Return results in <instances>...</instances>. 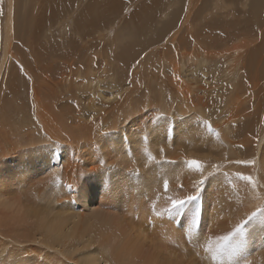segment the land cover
<instances>
[{
  "label": "bare ground",
  "instance_id": "6f19581e",
  "mask_svg": "<svg viewBox=\"0 0 264 264\" xmlns=\"http://www.w3.org/2000/svg\"><path fill=\"white\" fill-rule=\"evenodd\" d=\"M199 1L173 0V4L184 7L186 3L187 7H193L199 5ZM14 2L7 0L9 11L3 31L0 73L3 74L6 64L10 68L7 57L17 56V59L24 61L25 70L22 73L28 74L31 81L30 85L20 81L17 83V72L14 73L13 70H7L4 77L1 75L2 81L0 76L2 87L9 83L4 89L0 87V129H13L15 135L13 141H9L0 134V264H183L180 258L183 250L179 252L180 256L176 252H168L163 247L162 239L166 238V244H172L171 248L175 249L178 243L177 229L185 228L189 237L192 228L188 226L186 217L181 219L182 216H178L175 211L164 217L165 210L154 209L149 213L143 206L148 201L145 198L147 193L149 202L153 201L157 208L162 200L164 203H171L176 199L173 182L176 184L185 172L190 176L187 175L189 178L184 181L188 187L180 191L184 197L194 194L189 189L193 187L196 190L204 170H210L211 176L207 180L209 187L215 186L220 178L228 177L223 181L219 180L221 190L216 191L219 192V196H216L219 200L215 202L219 214L231 216L224 219H227V223H224L223 218L216 223L221 226H216L218 234L222 226H229L228 221H232L231 229L246 219L243 218L252 208L246 205L260 201L258 203L263 207L258 205V209L264 208V109L262 104H254L264 96V0H213L211 25L207 26L208 29L198 28H202L200 34L198 29L190 30L192 34L182 32L187 26L193 25V19H190L192 15L189 16L187 12L183 15L184 8L181 7L171 12V20H167L161 30L154 27L153 21H144L139 27L140 31L147 28L149 34H154L160 30L158 42H166L165 58L161 60V64L166 77L169 73L172 74L169 79L176 86L180 97L175 100L174 96H167L163 87L159 86L156 90L151 89L146 98L142 94V102L129 99L130 90L122 87L114 88V99L106 97L95 82H88L89 86L85 89L76 82L81 74L76 70L73 72L70 68L72 65H67L69 71L62 67L67 62L58 65L56 58H50V61L48 58L42 59L51 51L45 44L48 42L46 26L52 11L40 7L35 12L32 10V15L43 12L41 19L34 22L25 12L19 17V10L15 7L19 1L16 0L15 5ZM156 4H161V1ZM191 12L189 9V14ZM155 15L148 8L142 18L148 16L147 20ZM108 16L110 14H104L105 18ZM227 17L233 19L232 22L235 20V23H227ZM97 19L103 20V16L98 18V12L92 20L99 23ZM188 21L192 24L188 25ZM15 31L20 53L13 57L11 47ZM104 41L100 36V53L106 58L110 52L109 48H105ZM151 45L153 44L148 46ZM141 47L131 44L119 54V59L123 62V66H119L123 68L117 82L126 83L129 80L132 70L130 64L145 51V47ZM24 50L29 51L30 55ZM149 97L151 98L145 103ZM243 97L247 100H242ZM9 98L12 100L7 103ZM6 108H10V112H6ZM162 132H165V136L168 132L178 137L183 136V139L187 137L185 140L188 142L178 141L179 145L173 149V155L168 151L167 157L174 168L165 166L164 163L153 167L149 165V174L156 182L152 186L149 180H137L140 178L136 174L145 172V151L149 150L148 153L153 155L149 137L157 140ZM99 147L103 153L108 150L112 156L100 158V153L97 152ZM92 148L94 149L88 158L81 154L72 155L78 149L85 152ZM132 151L141 159L140 165L137 163L139 172L135 170L136 173L128 165L132 161ZM61 156L63 164L59 166L58 158ZM189 160L201 164V171L189 167L186 169V162ZM52 163H57L55 165L56 168L60 167L59 172L50 179L48 176L46 180H39L41 177H38L37 183L29 185L25 197L19 193L20 188L15 200L6 198V193L1 192L12 182V186L20 187L21 183H30V180H35L39 174L43 175L50 169ZM208 165L211 167H207ZM239 171H244L245 177L253 179L251 185H256L259 191L253 190L254 186H248L251 187L249 193L240 196L226 191V197L230 199L226 200L221 195L222 190L225 186L237 189L234 181L238 179L235 180L233 176ZM7 179L11 181L8 182ZM165 181L168 183L167 191L164 189ZM226 181L229 183L224 186ZM123 192L129 198L125 200L123 197L122 202ZM119 202L124 203L127 208L122 209ZM77 205L84 208L77 210ZM194 205L184 208V212L190 215L197 208ZM141 209L145 210H142L145 216L140 214ZM134 210L140 214H137L140 225L137 222L133 225L132 219L136 218L132 216L135 214ZM203 216L206 221L208 216ZM214 218L213 221L217 219ZM152 219H162L158 225L161 234L154 238L159 244L156 245L158 248L155 241L147 237L146 226L141 225L142 220L155 221ZM261 220L263 219L257 220V225H253L257 221H248L253 223L246 224L248 230L245 226L244 242L240 236L230 244L242 243L245 255L253 252V247L257 248L263 242L264 220ZM223 228L218 237L223 236L224 229V232L228 230ZM178 232L180 235V231ZM208 234L210 237L211 234ZM193 235L194 240L196 236ZM197 239L199 242L198 237ZM205 240L201 238V241ZM217 240L211 241L218 244L220 241ZM245 241L248 245H243L246 244ZM204 242L199 243V246L201 244L208 248L206 245L209 240L206 245ZM212 243L209 242L210 245ZM181 246L183 245L178 247ZM207 248L206 252L203 248L202 250L210 260L213 255L209 252L207 254ZM198 251L197 253L201 249ZM262 251L259 253L260 259L264 257ZM220 252L218 255L225 260L221 258L223 261L220 260L217 264H232L231 262L247 257L238 254L231 261L233 249H223ZM215 256L214 258L219 257L217 254ZM246 259L248 258L244 260ZM253 259L252 262L249 261L250 264H264V261ZM199 260L197 262L201 261ZM244 260L239 263L248 264ZM210 261L204 263L211 264ZM186 262L195 264L192 261Z\"/></svg>",
  "mask_w": 264,
  "mask_h": 264
},
{
  "label": "rangeland",
  "instance_id": "374dc122",
  "mask_svg": "<svg viewBox=\"0 0 264 264\" xmlns=\"http://www.w3.org/2000/svg\"><path fill=\"white\" fill-rule=\"evenodd\" d=\"M14 1H15L14 2V5H15L16 0H14ZM18 1H19V4L16 5L15 7H17V9L19 10V17L23 12H25L29 17H32L34 19V22L41 19L43 12L39 11L36 13V15H34V14L32 15V10H33V12H35L36 8L40 7L41 9L43 8V10L45 9L46 11L47 10L52 11L51 17H50L49 22L46 26V33L48 34V42H46V44H45L46 47H48V48L50 47L51 51L50 52L48 51V54H46L42 59L48 58L49 59L48 61H50V58H53V59L56 58L57 61L59 60V62H60V63L59 62L57 63V61H55L56 64H58V65H60V64L62 65V64H64L63 62H67L66 66H62L66 70H69V69H67V65H69V66L72 65V67L70 66L71 70L73 72L76 70L78 73L81 74V76H80L81 78H78L76 80V82L78 84H81L85 89L88 88V86H89L87 84L88 82H95L98 84L99 89H101V92L104 93L106 97L114 99L115 98L114 88L122 87V88H126V89L130 90V95L128 96L129 99L138 100L139 102H142L144 100V99H142V94H144V96L146 98L147 96H149V92L151 89L154 88V90H156L159 86L163 87V90L167 96L172 95L175 97V100H178L180 97V94L176 90V86L173 83H171V81L169 79V77L172 74L169 73L168 76L166 77L164 75L163 66L161 64V60H163L165 58V50H166L165 44H166V42H161V43L158 42L159 38H160V32H158V31L161 30L160 28H162L163 25H166V23L171 20V12L174 11L175 8L181 7V8H184L182 10L183 15H185L186 12L188 13L189 16L192 15L190 19H193L192 21H193V25L195 27L193 25H190V24H192V22H189V21H191L189 19V21H188L189 23H187V24L190 26H187V24H186L187 29L185 27L186 30H182L183 33H187V32L189 33L190 32V34H192L190 30L195 31L200 27H202V28L205 27L207 29L209 28L207 26L211 25V12L213 11L212 7L214 6L213 0H200L198 2L199 5L196 4L193 7H187L186 3L184 4L185 5L184 7L178 6V4H173V0H101V2H100V0H98V1L97 0L96 1L95 0H17V2ZM35 1H36V4H35ZM158 1H161V4L157 5L156 3ZM37 2H38V4H37ZM237 7H239V6H237ZM148 8L151 9L152 14L154 12L156 15L151 17L150 19L146 20V18L148 16H146L144 18H142V16L145 14V12H147ZM189 9L192 10V12L190 14H189ZM8 11H9V9L7 7V0H0V26H1L0 27V32H1L0 33V61H1V58L3 57V39H4L3 31H5L4 27H5V21H7ZM96 12H98V18L100 16H103V20L97 19V20H99V23H94V21L92 20V18L95 17ZM104 14H110V16L105 18ZM181 19H183V17ZM229 19H230V17H227V19H226L227 23H229V22H230L229 24L235 23V20H234V22H232L233 19L232 20L231 19L229 20ZM148 20L153 21L154 27L156 29H160V30H158L154 34L153 33L149 34L147 28H145V30H143V31H140L141 29H139V27H141V25L143 24L144 21L148 22ZM17 22L20 25V19H18ZM194 23H196V24H194ZM115 24L117 25L116 27H115ZM111 25H112V27H110ZM197 26H199V27H197ZM9 27H11V25H9ZM188 27H190V28L188 29ZM202 28H201V30L198 29V31L200 30V32L198 34L201 33ZM13 33H14V35L16 34L14 41H12L13 47H11V49H13L14 51L11 49L10 50L12 51V56L14 57L15 55H18V53H20V52L18 49L19 43L17 41V32L15 31ZM100 36H102L105 39V41H104L105 42V44H104L105 48L110 49V50L108 49L110 54H107L106 58H104L102 53H100L102 50L100 45H99V42H98ZM15 43L18 46H16ZM131 44L133 46H139L140 48H142L141 46H143V48L145 47V51L143 53H141L130 64V66L132 67V70H131V75H130L129 80L126 83H120V82H117V79L122 72L123 67H121V66H123V62L119 59V57H120L119 54L128 45H131ZM149 44H153V45L148 46ZM43 47H44V45H43ZM47 50H49V49H47ZM24 52H26V50H24ZM26 53H28L30 55L29 51H27ZM98 54H99V56H98ZM16 57H14V58L7 57V60L8 59L10 60V62H9L10 68H8V64H6L3 67V74L0 73V76L3 75V77H4L5 74L7 73V70H13L14 73L17 72V76H18V79H16L17 83L20 81L21 83L25 82L26 84L28 83L27 85H30L31 77L28 76V74L22 73L25 70L24 61L22 59H17ZM191 59H192V57L189 58V61ZM26 60H28V58H26ZM31 64H33L32 61H31ZM119 64L121 66H119ZM3 77L1 76V81H2ZM1 84H2V82L0 83V87L2 89H4V87L9 83L5 84L3 87L1 86ZM3 91L6 92L5 90H3ZM70 93H72V92H70ZM150 98L151 97L147 98L145 100V103ZM10 99L11 98H9V100H7V103L10 102ZM244 99L247 100V98L243 97L242 100H244ZM260 99L258 100V102H254V104H256V103H258L259 105L262 104L263 106L262 105L261 106L264 109V96H263V98H260ZM158 101H159V99H158ZM117 111H118V109L116 110V113H117ZM6 112H10V108H6ZM9 126L11 128H13V126L11 124H9ZM220 132H221V130H220ZM0 134H2L9 141H13V139L15 137V135L13 134V129L12 130H6V131H3L2 129H0ZM169 135H171V136H169ZM170 138H171V140H170ZM185 138L187 139V137H185ZM185 138L183 139V136L178 137L177 135H173V134L168 133V132H166V136H165V132H162V134L159 135L157 140L153 139L154 141L151 140L149 137V141H150L149 147L152 151L154 150L153 155L149 154L150 152L148 153L149 150L145 151V172L142 171L141 175L136 174L140 178V179L137 178V180H141L142 178H144L145 180H149L150 181L149 184H151L153 186V183H156V182L154 180L155 178L150 176V174H149V165L151 167H153V166L159 165L161 163L163 165V163H164L165 166L174 168V165L172 164V162H169L170 159H168L167 153L169 151V154L172 153V155H173L174 154L173 149L177 148L180 141H181L180 143H182V142L187 143L188 142L187 140H185ZM167 139H168V141H167ZM172 140H174V141H172ZM156 142H159V143L157 144ZM162 142H163V144H162ZM163 146H165V147H163ZM69 147L72 148L70 145H69ZM93 149L94 148H92L90 151L85 150V152L80 151V149H78L76 151V153L73 152L72 155L80 156V154H81L85 158H88L90 156V154L92 153ZM101 150H102L101 147H99L97 149V152L100 153V158L112 156L109 154L108 150L106 153H103ZM164 150L166 153H164ZM133 151L130 155L132 161L129 162L128 165L132 166V172L136 173L135 170H138V172H139L138 166L141 163V159H140V157L136 156V154ZM67 156H69V155H67ZM163 157H164V159H163ZM149 158H151V159H149ZM58 159H59V163H60L58 165L61 166L63 164V156L59 157ZM137 163L139 165H137ZM55 164L57 165V163H52L50 169L46 170V172H47L46 175H45L46 172L44 171L45 172L43 174L44 176L39 174L36 177L37 179L35 178V180H30V183L28 181H26L27 184H25V185H23L21 183L20 185L22 187L17 186V185L12 186L11 185L13 183L12 182L10 185H8V187L6 189H4V190L2 189L1 192L6 193V195H5L6 198L11 199V200H15V198L17 196L16 193L19 191V188H20L19 193L23 197H25L27 194V189H28L29 185L37 183L38 179H39L38 177H41L39 180H41V179L46 180V178L48 179V176L50 179L54 174L59 172L60 167L56 168L57 166ZM207 167H211V166L208 165ZM186 169H189L188 166H186ZM209 171L204 170L202 172L203 176L200 178V180L204 178V183L202 184V187L200 186V192H199L200 195L198 196V199L194 202V204H195L194 206H196L197 208L192 210L193 212L189 211L190 215L194 213L191 216L188 213L184 212V210L177 212L175 209L172 208L171 203H169V202L164 203L163 200L160 202L161 204L157 208L156 206H154L153 201H152V203L149 202L150 198L147 196L148 193H147V195H145V198H146V200L148 199V201L145 203L147 206L144 204L143 207L145 208V210L148 209L149 213L151 211H153L154 209L159 210V211L165 210L164 217H167L169 214H171V213H173V211H175L178 216H180V215L182 216L181 219H184L186 217L185 218L186 222L187 223L191 222L190 224L188 223V226L190 225L189 227L192 228V230L189 232V235L192 237V234H194L193 236L194 237L196 236L194 240H193V237L191 238L189 236L190 237L189 238L187 236L188 232L186 233V231H184L185 228L182 229L183 227H181V229L178 227L179 229H177L178 243H177V246L175 249L171 248L172 244L169 246H168V244H166V238H163L164 240L162 239V241H164V242H162V243H164L163 247L166 248V250L168 252H171V253L176 252V254L179 255V252L181 253V251L183 250L182 253L180 254L181 255L180 258H181V261L183 262V264H187L186 261H189V262L192 261L195 264H206V262H209L210 260H211L210 261L211 264H215V262L217 264L218 261L221 260V258H224L222 256L220 258V255H218L219 253H217V256H219L217 258H214V256H210V254H209L208 255V256H210V260H209V257H207V255H204V253L206 252L205 249L207 247H205V246L203 247V245H201V244H203L201 242H204V241H201V238L203 237V239L205 240L206 236H207L206 239L209 240L210 243H212V241L213 242L216 241L217 238L219 239V240H217V242L220 241V237H218V236H219V234L220 235L222 234L220 232H221V229L223 228V226L219 230V234H218L217 233L218 228H219L218 226H220V225L219 224L216 225V223H218V221H220L222 218L224 220L225 218L228 219L231 216L228 214L227 215L226 214H222V215L219 214V211L216 207V202H215L216 200H219L218 198L216 199V196L217 197L219 196V192H216V191H219V189L221 190V187L219 185L221 182H219V180L223 181L224 179H227L228 177L227 178H224V177L220 178L219 177L220 179L216 181L215 186L209 187L208 186L209 183L207 181L208 179H210L209 177L211 176ZM238 173H236L237 175L235 174L233 176V178L235 180L238 179L237 181H234V185L237 187L236 190H234V188H232V186L231 187L225 186L226 184L229 183L227 181L224 182V184H223L225 187L223 188V190H222L223 192L221 193V195L226 200H230L228 197H226V194H225L226 191H230L233 194L235 192L236 196H240V194H245L246 192L249 193V188H251L253 186H254L253 190L255 189L257 192L259 191V188L256 185H251L253 183V179H251V182L243 179V177H245L244 171H239ZM187 175H189V174H187ZM187 175L185 172L182 175L183 179L181 178V179H179L178 182H176L177 185L174 184V182H173V185L175 186V196L177 198L179 196L178 199L186 198V197L181 195L180 191L182 189L188 187L184 183L186 178L187 177L189 178V176H190V175L189 176H187ZM10 181L11 180L9 179L8 182H10ZM179 182H181V183H179ZM5 185H7L6 182H5ZM248 186H251V187H248ZM217 188H218V190H217ZM193 189H194L193 187L190 188L189 192L195 193L196 190H193ZM202 191H204V192H202ZM211 192H213V195L215 197L213 195H211L212 194ZM215 192H216V195L214 194ZM121 196H122L121 197L122 202H123V200H122L123 197L125 198V200L127 198H129V196L126 195V192H123V194ZM207 196H209V197H207ZM212 196H213V198H212ZM209 198L211 200L212 199L213 200L210 201ZM199 199H200V201H198ZM203 199L206 200L207 202L204 201ZM122 202H119V205L121 204L120 205L121 208L122 209L127 208L125 206V204ZM258 202L260 203V201H254L253 203L246 205V207H248V208L252 207V208L250 209L251 212H249L248 215H245L246 217H244L243 219L246 218L245 220H247V217H249L251 215V213L258 212L257 215L254 217V219L258 218L257 220H260V218H261L264 220L263 216L260 215L259 214L260 212L258 211L259 206L260 207H263V206L261 204H259ZM211 205H212V207H211ZM150 206H152V207H150ZM207 206H208V208H207ZM75 207L77 210H81L84 208L81 205H77ZM188 207H189V205H188ZM188 207L186 206L185 209ZM246 207H245V209H246ZM213 209H215V210L212 211ZM142 210H144V209H141L140 214L145 216V212H144L145 210L143 212H142ZM183 212L185 214H183ZM134 213L135 214H133L132 216H133V218L136 217L135 219H137V220L132 219V221H134L133 225H134V223L136 225L140 218H139V216H137V214H139L138 211L134 210ZM205 214L208 216V219L206 221H205L206 218H204V216H203ZM187 215L189 217H187ZM213 216H215V218H217V219H215ZM213 218L215 219L214 220L215 222L213 221ZM194 219H195L196 226H194L195 224L193 223ZM254 219L251 221L256 222L257 220H254ZM144 220H142L141 222L142 223L146 222ZM152 220H155L156 222L155 221L151 222V220H148V222H146L144 224L141 223V225H142V227L146 226L145 230L147 232V237L149 236L150 239L155 241V243H156L155 246L156 245L159 246V244H157V241L154 238H155V236L157 237L159 234H161L160 233L161 229L158 228V225H159V221H161L162 219H158V221H157V219H152ZM164 220H167V219L165 218ZM202 220H203V222L205 221L204 222V223H206L205 226H204ZM226 220H224V223L225 222L227 223ZM263 220H261V221H263ZM229 222L232 224L231 220L228 221V223ZM230 223H229V226L227 224L229 229L224 224V226H225L224 228H227L228 230H226L227 233H225L226 231L224 232L225 229L223 228L224 229L222 231L223 236H225L224 234L227 235L228 233L233 231L232 228H234L235 226L231 227V229H230V225H231ZM249 223H251V222H249ZM249 223H247V224H249ZM258 223L259 222L257 221V223L253 224V225H257ZM138 224L140 225V223H138ZM221 224L223 225V223H221ZM251 224H250V226H251ZM209 226L212 229V230L210 229L211 232L209 230V228H210ZM245 226L247 227V225H245ZM202 227L204 229H202ZM207 227H209V228L207 229ZM252 227H254V226H252ZM150 229H152V230H150ZM157 229H159V230H157ZM194 229H196V232L194 231ZM245 229L246 228H244V230ZM203 230H205V231H203ZM246 230H248V227ZM178 231H180V235H179ZM228 231H230V232H228ZM197 232H198V234H197ZM244 232H246V231H244ZM201 233H203V235L204 236L206 235V236L204 237ZM208 233L211 234L210 237H209ZM244 234H243V236H244ZM198 235H201V237ZM180 236H182V238ZM243 236H241L242 242H244ZM197 237L199 238V242L197 241L198 240ZM208 238H210L212 241ZM150 239H149V241H150ZM179 239L180 240L182 239V241H180ZM234 239L236 240V238H234ZM207 240H205L204 244L206 243ZM262 241L264 242V237L262 238ZM209 242H207L208 244L206 243L207 245L205 244L206 246H208L207 254L209 252L213 255L211 249L216 248L215 244L217 246V243L215 242V244L212 243L213 245L212 244L210 245ZM245 242H246V244L244 243L243 245H248L247 241H245ZM263 242L257 248L255 247L256 249L253 247V252L251 251L248 253L249 256L245 255V253H244L245 251L241 247L242 243L237 244V245L229 244L228 246H226V248H224V250L233 249V254L230 256L232 259L231 261H233V258H235L236 255L242 254L241 256H247L245 258H248V259L244 260L245 258L242 257L241 260H239L241 262H242V260H244V263L246 262V263L250 264V262H252L251 260H254L253 258H256V260L258 259L257 261H259V262H263L264 257L260 259L261 256L259 254L260 251L264 250V243ZM167 243H170V242H167ZM184 243H185V245H184ZM199 243H201L200 246H202V248L205 252H203L202 248L199 246ZM165 244L167 245V247ZM178 244L183 245V246H181V248H179ZM195 245H198L199 247H197ZM168 247H170V248H168ZM209 247H210V249H209ZM185 248H186V250H185ZM197 249L199 251L201 249V251L199 252ZM188 250H190V253ZM197 251L199 253H197ZM221 251H223V250H221ZM263 252L264 251H262V253ZM201 253H202V255H201ZM220 253H222V252H220ZM203 255L205 256V258ZM221 255H224V254L222 253ZM262 256H264V255H262ZM212 259H213V261H212ZM226 259H228V258H226ZM198 260L200 262H197ZM223 260H225V258ZM223 260H221V261H223ZM204 261H206V262L204 263ZM235 261H237V259ZM239 261L234 262V263L231 262V263L232 264H241V263H239Z\"/></svg>",
  "mask_w": 264,
  "mask_h": 264
},
{
  "label": "snow or ice",
  "instance_id": "6c2138e0",
  "mask_svg": "<svg viewBox=\"0 0 264 264\" xmlns=\"http://www.w3.org/2000/svg\"><path fill=\"white\" fill-rule=\"evenodd\" d=\"M186 163H187L189 168L195 169L197 171H201V169H202V165L199 164L195 160H189ZM243 179H245L246 181L251 182V178L250 177H243ZM203 183H204L203 179H201V180H199L197 182L196 192L194 194H190L184 199H174V200H172L171 201L172 208L175 209L177 212H180L186 206L194 205V202L198 199V196H199L200 185H202ZM164 189H165V191H167V189H168L167 181L164 182ZM258 211L262 215H264V209H259ZM256 215H257V212H253L247 218V220H244L241 223H239L238 225H236V227L234 228V230L232 232L228 233L225 236L220 237V242L217 244L216 248L211 249V251L213 253V256H215L217 253H219L221 250H223L225 248V246L229 245L230 242H232L234 238H238L240 236H243L245 225L248 223V221L252 220ZM193 223L195 224V219L193 220Z\"/></svg>",
  "mask_w": 264,
  "mask_h": 264
}]
</instances>
